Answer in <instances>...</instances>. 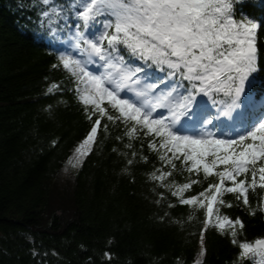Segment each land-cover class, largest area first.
Returning a JSON list of instances; mask_svg holds the SVG:
<instances>
[{"label":"snow or ice","instance_id":"obj_1","mask_svg":"<svg viewBox=\"0 0 264 264\" xmlns=\"http://www.w3.org/2000/svg\"><path fill=\"white\" fill-rule=\"evenodd\" d=\"M246 2L30 0L28 9L34 13L35 23L30 17L29 24L36 34L51 37L53 45H65L60 35L68 38L66 47L55 49L58 63L53 68L63 67L74 78V91L92 124L75 149L73 167L91 151L102 121H107L105 132L109 124H123V136L116 138L129 141L125 145L131 150L128 165L138 155L133 142L143 137L160 162L150 179L179 204L205 210L200 256L206 252L204 233L214 228L230 233L231 242L238 244L237 264L253 258L264 262V238L238 242L243 220L220 212L222 207H233L225 194H234L238 204L251 209L250 189H264V122L253 123L252 114L247 119L243 113L233 116L246 86L256 79L254 74L264 72L256 46L261 25L245 12ZM61 90L58 83L47 89L48 93ZM221 93L227 99L219 102L221 107L214 113L204 97L215 106ZM237 124L243 131H235ZM225 128H233L237 138H218L212 131L223 136ZM139 147L142 151L145 145ZM142 159L148 162L147 156ZM181 170L189 174L187 182L169 179ZM201 172L205 180H215L203 191L185 196L200 183ZM157 195V203L165 199L164 192ZM257 208L264 212V200ZM251 215H256V209ZM37 254L33 248V255ZM104 257L112 259L110 252Z\"/></svg>","mask_w":264,"mask_h":264},{"label":"trees","instance_id":"obj_2","mask_svg":"<svg viewBox=\"0 0 264 264\" xmlns=\"http://www.w3.org/2000/svg\"><path fill=\"white\" fill-rule=\"evenodd\" d=\"M30 7V0H0V264H237L238 244L214 228L204 233L206 252L200 256L205 210L179 204L150 179L160 162L143 137L133 142L138 155L128 165L129 141L116 138L123 136V124H109L105 132L102 121L91 151L73 167L75 149L92 124L74 78L63 67L53 68L61 44L36 34ZM245 12L261 25L256 46L264 65V0H247ZM254 75L253 87L262 92L264 72ZM51 83L62 90L48 93ZM188 178L181 170L169 179L182 184ZM199 180L185 196L203 191L215 178L205 180L201 172ZM159 192L165 199L157 203ZM224 199L233 207L220 208L221 214L245 225L238 242L264 238V212L257 208L264 189H250L251 209L234 194Z\"/></svg>","mask_w":264,"mask_h":264},{"label":"bare ground","instance_id":"obj_3","mask_svg":"<svg viewBox=\"0 0 264 264\" xmlns=\"http://www.w3.org/2000/svg\"><path fill=\"white\" fill-rule=\"evenodd\" d=\"M258 85L260 86V85H261V83L259 82V83H258ZM250 202H251V200H250Z\"/></svg>","mask_w":264,"mask_h":264},{"label":"rangeland","instance_id":"obj_4","mask_svg":"<svg viewBox=\"0 0 264 264\" xmlns=\"http://www.w3.org/2000/svg\"><path fill=\"white\" fill-rule=\"evenodd\" d=\"M83 158V157H82ZM82 158H81V160H82Z\"/></svg>","mask_w":264,"mask_h":264}]
</instances>
